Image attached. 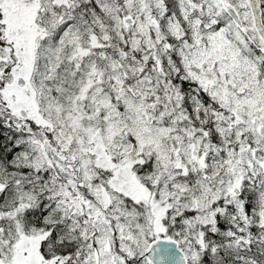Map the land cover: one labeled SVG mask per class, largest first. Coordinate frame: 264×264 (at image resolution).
<instances>
[{
  "label": "snow or ice",
  "instance_id": "snow-or-ice-1",
  "mask_svg": "<svg viewBox=\"0 0 264 264\" xmlns=\"http://www.w3.org/2000/svg\"><path fill=\"white\" fill-rule=\"evenodd\" d=\"M0 264H264V0H0Z\"/></svg>",
  "mask_w": 264,
  "mask_h": 264
}]
</instances>
